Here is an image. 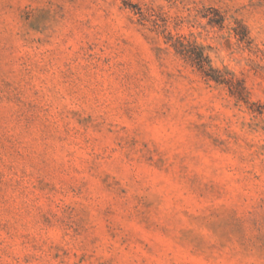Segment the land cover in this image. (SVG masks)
<instances>
[{
	"label": "rangeland",
	"instance_id": "obj_1",
	"mask_svg": "<svg viewBox=\"0 0 264 264\" xmlns=\"http://www.w3.org/2000/svg\"><path fill=\"white\" fill-rule=\"evenodd\" d=\"M0 264H264V0H0Z\"/></svg>",
	"mask_w": 264,
	"mask_h": 264
},
{
	"label": "trees",
	"instance_id": "obj_2",
	"mask_svg": "<svg viewBox=\"0 0 264 264\" xmlns=\"http://www.w3.org/2000/svg\"><path fill=\"white\" fill-rule=\"evenodd\" d=\"M223 20L224 17L219 14V18L210 19V23L222 25ZM173 45L176 51L190 61L192 65L196 66L204 77L218 84L227 85L230 92L236 95L238 99L249 102V92L243 80L236 77L233 72L226 68L215 67L204 47L185 41L182 37H177Z\"/></svg>",
	"mask_w": 264,
	"mask_h": 264
}]
</instances>
